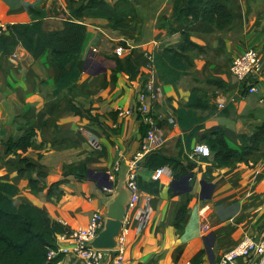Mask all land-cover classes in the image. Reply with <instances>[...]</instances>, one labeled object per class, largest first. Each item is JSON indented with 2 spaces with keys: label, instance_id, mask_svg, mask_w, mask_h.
<instances>
[{
  "label": "crops",
  "instance_id": "1",
  "mask_svg": "<svg viewBox=\"0 0 264 264\" xmlns=\"http://www.w3.org/2000/svg\"><path fill=\"white\" fill-rule=\"evenodd\" d=\"M221 3L232 13L234 23L218 31L207 23L177 21L172 17L173 0H99L98 7L86 10L80 19L86 35L76 62L79 79L56 97L53 91L59 71L49 53L33 59L17 46L14 63L5 70L0 63V125L6 132L0 137V182L18 188L15 204L43 209L67 230L86 226L95 210L104 213L103 197L108 193L96 185L100 176L95 181L68 176L61 184L52 185L63 180L64 166L79 164L95 175L112 174L116 183L119 171H127L128 160L143 143L136 98L151 84L157 146L148 154L173 158L176 167H161L164 173L158 180V195L137 190L120 234L121 264H191L201 250H205L201 264H221L224 255L239 248L245 238H264V157L254 156L248 164L231 161L220 165L214 154L208 159L194 154L196 146L206 144V131L212 127H221L227 146L239 151L238 136H250L264 122L263 83L259 78L249 81L258 88L257 93L250 94L247 84L236 82L228 73L234 57L254 48L264 75V0ZM38 20L47 31L60 30L63 22L73 20L69 0H0L2 23ZM181 32L188 33L201 51L188 54L194 64L187 75L175 85H165L156 69L147 68L142 54L151 49H177ZM153 42L157 43L155 48L150 45ZM118 43L133 47L130 57L140 65L139 75L133 80L115 71L114 49ZM5 59L0 56V61ZM208 80H219L222 86L209 85ZM193 89L205 105L195 111L203 128L188 136L196 125L181 129L176 111L188 102ZM72 99L83 113L98 116V122L75 116ZM118 109L130 110L132 115L117 117L114 122L107 115ZM32 129L33 146L26 153L5 152L9 138L15 142ZM117 164L120 170L114 173ZM154 170L143 161L137 170L138 179L153 182ZM186 175L191 176V191L175 193L171 183ZM30 180L38 181V187L44 190L32 191ZM184 186L179 183L174 187L177 192ZM185 203L186 215L178 231L176 216ZM57 245L70 249L72 242L67 239ZM114 254L109 252L107 261ZM259 261V256L239 257L233 264ZM59 264L84 261L66 253Z\"/></svg>",
  "mask_w": 264,
  "mask_h": 264
},
{
  "label": "trees",
  "instance_id": "2",
  "mask_svg": "<svg viewBox=\"0 0 264 264\" xmlns=\"http://www.w3.org/2000/svg\"><path fill=\"white\" fill-rule=\"evenodd\" d=\"M222 0H173L172 17L177 21L184 19L189 23H207L221 31L234 23V17ZM99 0H69V11L73 20L65 21L60 30L47 31L42 20L31 23H16L6 26L0 35V56L9 58L17 46L22 47L33 59L39 58L45 52L49 53L50 61L57 67L59 76L55 81L53 96H58L63 90L69 89L80 76L76 62L80 58L86 27L80 22L83 13L88 9H96ZM174 31V30H172ZM181 43L177 49L164 48L155 53V69L159 81L165 85H175L193 67V61L188 55L201 48L190 41L186 32H181ZM264 51V47H263ZM136 59L125 57L115 59V71L125 73L130 80L139 75ZM209 85L222 86L219 80H208ZM73 113L81 119L98 122V116L89 112L83 113L77 103L71 100ZM205 105L193 89L188 102L176 111L177 124L181 129H188L193 125L188 136L202 129L195 111L204 109ZM114 122L117 113L107 115ZM115 130H112V133ZM5 130L0 125V137L5 136ZM205 142L215 160L220 165H228L231 161L248 164L254 156L264 157V122L256 126L250 136L239 135L240 150L230 149L224 141L223 129L219 126L206 131ZM141 137L144 127L140 126ZM35 131L32 129L17 141L9 138L5 144V152L10 154L26 153L33 146ZM186 139V144H187ZM176 164L173 158L164 157L158 153H150L144 159V165L150 169H157ZM28 167L32 168L31 165ZM63 180L52 186L61 184L68 176L76 180L84 179L90 172L84 164L68 165L62 169ZM32 191H42L38 181L30 180ZM138 189L150 195H158L159 181L150 183L137 180ZM18 188L12 184L0 182V264H59L64 254L56 253L49 257L50 252H57V237L68 231L61 223L52 220L47 212L28 204L16 205L14 197ZM51 196V188L48 190ZM187 203L183 204L176 216L175 228L182 230L186 215ZM201 250L198 256L191 260V264H201Z\"/></svg>",
  "mask_w": 264,
  "mask_h": 264
},
{
  "label": "built area",
  "instance_id": "3",
  "mask_svg": "<svg viewBox=\"0 0 264 264\" xmlns=\"http://www.w3.org/2000/svg\"><path fill=\"white\" fill-rule=\"evenodd\" d=\"M24 2H30L32 0H22ZM6 24L0 21V35L6 30ZM152 48L157 46L156 42L150 44ZM133 47L129 44L118 43L114 49V55L117 58L130 57ZM155 51L146 50L142 56L147 62V68L149 70L155 69ZM16 57L15 54L10 57L11 61H14ZM229 75L240 84H247V92L250 94H255L258 92V88L255 85L248 84L251 77L256 76L264 85V75L262 63L259 58L258 52L254 48H249L243 51L238 56L234 57L228 70ZM137 108L138 113V123L144 127V140L141 145L140 150L134 154L127 163L126 171V187L132 192L131 202L137 194V170L144 161L151 150L157 146L156 139V127L154 116L151 109V103L155 99V93L151 84L143 87L137 94ZM222 107V105H219ZM117 117H128L132 115V111L118 109L116 110ZM194 154L202 158H210L212 156L211 150L207 145H199L194 149ZM120 164L114 167V173L119 170ZM164 173V168H157L154 170V181L160 180ZM109 180L114 181L112 174H109ZM104 192H111V190L104 189ZM130 202V204H131ZM130 206V205H129ZM103 212L101 210L93 211L90 221L86 226L77 227L72 230L65 231L63 234L57 237V243L65 240H70L72 242V247L70 249H63L58 247L57 252H50L49 257H53L56 253H72L78 256L84 261V264H121L122 262V251L118 248L110 261H107V254L111 251H103L92 249L88 246L97 235V233L103 227ZM120 235V240H121ZM58 246V245H57ZM259 256L260 261L258 264H264V238L259 239L258 242L254 241L253 238H245L242 245L231 251L230 253L224 255L221 259V264H233L234 260L243 257Z\"/></svg>",
  "mask_w": 264,
  "mask_h": 264
},
{
  "label": "water",
  "instance_id": "4",
  "mask_svg": "<svg viewBox=\"0 0 264 264\" xmlns=\"http://www.w3.org/2000/svg\"><path fill=\"white\" fill-rule=\"evenodd\" d=\"M257 80L258 77L253 76L249 81L256 82ZM97 176H100L101 180L97 181ZM86 178L94 181L96 180V185L100 190H111V192L103 197V204L105 205L103 227L97 233L96 237L88 243V246L96 250L116 251L120 246V234L132 198V192L126 187V171L124 169L119 171L115 184L109 180V174L107 173L95 175L89 172ZM190 179V175L182 176L179 180H174L170 188L177 194L189 192L192 189L189 184ZM179 183H184L185 186L184 188H179L176 192L174 186ZM259 239L260 238H258L256 242H258Z\"/></svg>",
  "mask_w": 264,
  "mask_h": 264
},
{
  "label": "rangeland",
  "instance_id": "5",
  "mask_svg": "<svg viewBox=\"0 0 264 264\" xmlns=\"http://www.w3.org/2000/svg\"><path fill=\"white\" fill-rule=\"evenodd\" d=\"M13 55V54H12ZM12 55L10 56V57H12ZM16 59V57L14 58V60ZM0 63H1V66H3L4 67V70L5 69H7L8 67H9V65L12 63H14V61H11V60H7V59H5V60H1L0 61ZM19 121H21L20 119H18V123H20ZM19 125H17V127H18ZM174 167H176V164H175V166Z\"/></svg>",
  "mask_w": 264,
  "mask_h": 264
}]
</instances>
